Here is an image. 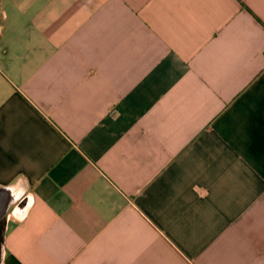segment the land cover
Returning a JSON list of instances; mask_svg holds the SVG:
<instances>
[{"label": "crops", "instance_id": "0c3cea01", "mask_svg": "<svg viewBox=\"0 0 264 264\" xmlns=\"http://www.w3.org/2000/svg\"><path fill=\"white\" fill-rule=\"evenodd\" d=\"M0 264H264V0H0Z\"/></svg>", "mask_w": 264, "mask_h": 264}, {"label": "water", "instance_id": "95a60500", "mask_svg": "<svg viewBox=\"0 0 264 264\" xmlns=\"http://www.w3.org/2000/svg\"><path fill=\"white\" fill-rule=\"evenodd\" d=\"M4 209H5V208L3 207V210H2V212H4Z\"/></svg>", "mask_w": 264, "mask_h": 264}]
</instances>
